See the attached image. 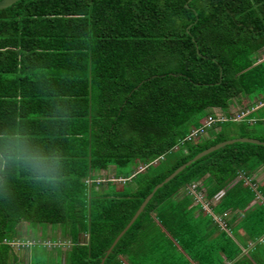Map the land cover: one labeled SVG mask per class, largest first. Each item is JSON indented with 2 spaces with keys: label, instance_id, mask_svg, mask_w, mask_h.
Returning <instances> with one entry per match:
<instances>
[{
  "label": "trees",
  "instance_id": "obj_1",
  "mask_svg": "<svg viewBox=\"0 0 264 264\" xmlns=\"http://www.w3.org/2000/svg\"><path fill=\"white\" fill-rule=\"evenodd\" d=\"M263 59L264 0H21L0 11V264L24 223L65 230L63 264H101L179 168L227 141L264 142L251 133L264 125ZM246 98L261 108L235 122L246 111L231 103ZM112 167L116 181L101 183ZM262 170L264 146L249 143L194 162L105 264H264ZM33 241L20 243L51 242Z\"/></svg>",
  "mask_w": 264,
  "mask_h": 264
},
{
  "label": "rangeland",
  "instance_id": "obj_2",
  "mask_svg": "<svg viewBox=\"0 0 264 264\" xmlns=\"http://www.w3.org/2000/svg\"><path fill=\"white\" fill-rule=\"evenodd\" d=\"M263 112L264 114V109L261 111V113ZM246 119V118H245ZM252 135L253 137H259L260 135L264 134V125H260V126H256L254 127L252 130ZM141 171L143 170L142 168L140 169ZM116 173L118 174V172L116 171ZM98 178L101 180V183L103 182V184H105L104 182L107 181L108 179H111L113 181L115 180V170L114 168H110L108 171H104V172H100L97 174ZM99 180V181H100ZM259 180V179H258ZM23 226H20V232L19 235L16 237V241L20 240V241H27V239L30 238V236L32 237H40L41 234V239L43 241H47L50 240V243H47L48 247L45 245V243H43L42 245H35L33 246L32 252L33 254V260L32 262L34 264H63V253H61V250H63V247L60 246H64V244L62 243L63 240H65L64 242H66L69 246L68 250H70L71 245L69 243V239L68 238V234L64 233L65 230H59V226H52V225H31L30 224V228H28L29 233H25L23 228L24 225H28L27 223L22 224ZM63 229V228H62ZM58 231L61 232V237L60 239H62V241L60 242V246H58L55 243H58L56 241V239L59 238L58 236ZM167 264V262L165 263ZM175 264H180V258L175 257Z\"/></svg>",
  "mask_w": 264,
  "mask_h": 264
},
{
  "label": "crops",
  "instance_id": "obj_3",
  "mask_svg": "<svg viewBox=\"0 0 264 264\" xmlns=\"http://www.w3.org/2000/svg\"><path fill=\"white\" fill-rule=\"evenodd\" d=\"M264 60V59H263ZM246 102V104H247V106L245 107H243V106H241V104H237V102H235V101H233L232 103H231V106H230V112H231V114H234L235 113V111L237 110L238 112L240 111V109L242 110V109H245V111H246V113H245V118H247V116L248 115H250L251 113H252V111H254L255 109H258V108H261V106L260 105H256L255 107H254V109H252V108H249V106L251 107L252 106V104L253 103H255V101L258 103V100H254V101H252V100H250V98H246V100H245ZM237 104V105H236ZM245 105V104H244ZM231 110H235V111H231ZM221 113L222 112H219L217 115L219 116H217L218 118H222L223 119V116L221 115ZM263 113V112H262ZM245 118H242L241 116H236V119H234L235 120V122H242L243 120H245ZM262 121V120H261ZM251 122V121H250ZM263 122H264V119H263ZM259 179V180H258ZM256 182H259V183H262V182H264V170H262L261 171V175L260 176H257L256 177ZM28 225H24V228H23V230H24V232L25 233H29V230H28V228H30V224L29 223H27ZM23 226V225H22ZM28 227V228H27ZM59 230H63L62 229V227H60L59 226ZM33 236V235H32ZM32 236H30V238L29 239H27V241H32V242H34L33 240L34 239H37L38 241H42V242H44L42 239H41V234H40V237H32ZM58 236H59V238L57 239V242H58V246H60L61 244H60V242L62 241V239H60V237H61V232H59L58 231ZM48 241V240H47ZM65 240H63V244H64V246H60V247H65L62 251H63V253L64 252H67L68 251V248H69V246L68 245H66L67 243L66 242H64ZM26 243V242H25ZM49 243V242H48ZM69 243H70V245L72 244L71 243V241L69 240ZM37 243H34V244H32V243H28L27 245H23L22 243H20V240H18V241H15L14 243H13V245L15 246V248H12L11 247V253L9 254L10 255V257H9V261H8V264H31V260H32V257H33V254H32V247L34 246V245H36ZM72 246V245H71ZM71 249V248H70ZM63 256H65V253H64V255Z\"/></svg>",
  "mask_w": 264,
  "mask_h": 264
},
{
  "label": "water",
  "instance_id": "obj_4",
  "mask_svg": "<svg viewBox=\"0 0 264 264\" xmlns=\"http://www.w3.org/2000/svg\"><path fill=\"white\" fill-rule=\"evenodd\" d=\"M21 0H2L0 1V11L10 8L11 6L15 5L17 2ZM235 143H249V144H255L259 146H264V142L257 140V139H251V138H240V139H234L231 141H227L224 143H221L215 147L210 148L209 150H206L205 152L199 154L195 159L188 162L181 168H179L174 174H172L170 177H168L162 184L158 185L154 191L146 198L144 203L141 205L131 222L128 224V226L121 232V234L116 238L111 248L107 251L106 257L102 260L101 264H105L106 259L112 254L115 247L118 245L120 240L124 237V235L131 229V227L136 223V221L139 219V217L142 215V213L145 211L146 207L150 203V201L153 199L154 195L157 193V191L165 186V184L172 181L175 177H177L181 172H183L187 167L191 166L194 162L200 160L201 158L218 151L222 148H225L228 145H233Z\"/></svg>",
  "mask_w": 264,
  "mask_h": 264
},
{
  "label": "bare ground",
  "instance_id": "obj_5",
  "mask_svg": "<svg viewBox=\"0 0 264 264\" xmlns=\"http://www.w3.org/2000/svg\"><path fill=\"white\" fill-rule=\"evenodd\" d=\"M245 116H246L245 113L241 115L242 118H245ZM224 120H225V119H224ZM218 121H219V119H218Z\"/></svg>",
  "mask_w": 264,
  "mask_h": 264
}]
</instances>
